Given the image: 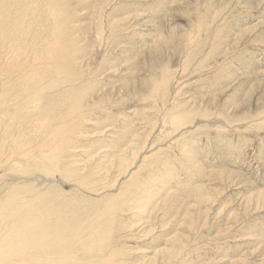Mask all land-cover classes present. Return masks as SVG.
Returning <instances> with one entry per match:
<instances>
[{"label": "rangeland", "instance_id": "obj_1", "mask_svg": "<svg viewBox=\"0 0 264 264\" xmlns=\"http://www.w3.org/2000/svg\"><path fill=\"white\" fill-rule=\"evenodd\" d=\"M69 1L63 10L72 9V19L63 11L61 23L69 28L62 57L70 72L38 66L49 85L33 106L39 113L53 103L51 111L65 113L71 106L61 92L84 95L73 116L82 122L78 133L49 155L90 172L97 192L81 194L76 183L38 169V158L26 161L7 146L0 212L48 186L94 200L82 205L87 220L116 197L125 201L110 242L121 252L117 264H264V0ZM3 60L0 126L21 111L14 100L27 97ZM5 96L12 101L4 109ZM29 124L22 137L37 151L42 134ZM15 190L21 195L11 201ZM105 214L100 222L110 220Z\"/></svg>", "mask_w": 264, "mask_h": 264}, {"label": "bare ground", "instance_id": "obj_2", "mask_svg": "<svg viewBox=\"0 0 264 264\" xmlns=\"http://www.w3.org/2000/svg\"><path fill=\"white\" fill-rule=\"evenodd\" d=\"M64 2L65 0H0V60L2 58L6 61L8 78L11 80L13 76L17 77L14 84L23 81L22 88L24 94L27 95L23 100L24 104H20L21 99L14 100L17 110L21 111L8 116L10 119H6L5 123L3 124L2 122V126H0V157L5 152L7 153L6 147L9 146L11 147V155H17L26 161L38 158L37 163L42 164L37 166L38 169H42L48 175H51L52 178L61 176L66 182L76 183L77 185H75L82 190L80 193L87 194L97 192L92 185L93 181L89 176L90 172L88 175L84 173V175H81L69 167L56 165L51 162L49 155L53 154L56 150H61L65 147L69 148L67 146L70 139H74L78 133L82 122L79 120L80 117L74 119L73 116L82 109L80 106L84 101V95L80 99L79 95L74 94V88L61 92V101H67L71 106L65 113H59V111H55L56 109L51 111L49 108H52L53 103L47 109L45 107V109L40 108L39 113L35 112L36 109L33 106L37 98L42 95L44 89L49 85V80L45 82L46 78H44L45 73L43 72L45 70L37 69L38 66L43 65L47 72L51 71L53 74H60L63 71L70 72L71 69L70 60L62 57L66 50V41L69 39V28L66 24V27L62 24L65 22L61 23L63 11L67 10H63ZM71 10L70 12H72ZM70 12H68V15L66 12L65 14L69 16ZM71 16L73 15H70L68 18ZM69 23L71 24L67 20L68 25ZM71 31L73 30L71 29ZM23 32H25V35L21 39L20 35ZM40 45L43 46L41 47ZM33 70L34 73L30 77ZM53 86L57 87V83L54 82ZM11 101L5 96L2 103L3 108L8 107ZM30 104L32 107L26 109ZM27 111L28 114L26 113ZM29 111H32V113H29ZM174 119H179V115H174ZM15 121H17L16 125ZM30 122L36 125L37 130H34L42 134L40 146L36 145L39 140L38 138V140L36 139L37 142H34L35 146H38L37 151H29L28 144L30 141L22 137L24 127H26L25 124H29ZM65 136L68 137V142L65 141ZM55 146L57 147L55 148ZM58 159H61L60 156ZM46 160L50 163H47ZM28 173L30 172L28 171ZM116 183L119 186V183ZM123 185L121 184V187H124ZM132 185L133 183L131 182ZM105 186L107 185L105 184ZM127 186L129 188V185ZM127 186L125 185V189H122L128 191V188L126 189ZM45 189L47 191H42L38 194L39 198L24 200L25 198L22 197L20 198V203L17 205L13 203L7 211L0 212V264H35L37 260L41 264H68L69 261V264H117L116 258L120 256L121 252L117 251V248L111 250L113 245L110 242L113 239L114 233L118 232L114 224L118 213L122 211L125 201H122L121 206V202L119 203L114 194L117 201L110 197L109 202H105V208H99L100 210L95 211L94 216L87 220L83 219L85 214L82 212V209H86L84 207L87 205L91 206L90 204L94 203V200L92 201L87 195L83 197L81 194L75 199L70 194L60 192L61 189L58 191L55 186H48ZM17 191H14L15 198L11 201L19 199L18 197L21 193L17 194ZM32 191L30 190V192ZM129 193L131 192L129 191ZM105 199L108 198L106 197ZM101 200L103 199L101 198ZM54 201H57V203ZM105 213L110 220L100 222ZM108 222L113 223L109 224ZM107 249H109V253H105ZM96 253L100 256L97 259L94 258V254ZM75 258L86 259L87 262L73 261Z\"/></svg>", "mask_w": 264, "mask_h": 264}]
</instances>
